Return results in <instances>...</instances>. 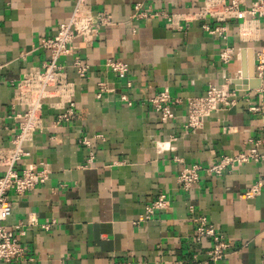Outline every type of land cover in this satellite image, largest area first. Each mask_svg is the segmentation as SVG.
<instances>
[{"label": "crops", "instance_id": "1", "mask_svg": "<svg viewBox=\"0 0 264 264\" xmlns=\"http://www.w3.org/2000/svg\"><path fill=\"white\" fill-rule=\"evenodd\" d=\"M88 1L95 11L108 12L113 23L100 29L92 46L79 43L80 57L91 66L86 79L66 58L69 78L76 82L71 121L49 127L57 110L45 109L46 128L26 144L28 155L19 165L46 164L49 182L24 195L10 192L12 213L6 224H21L16 233L24 258L1 264H215L208 254L211 238L197 242L194 237L189 205L230 242L222 264H264V184L257 195L245 196L264 176V160L236 166L223 176L203 170L199 186L189 190L177 181L181 168L206 167L212 156L245 151L249 139H261L264 152V76L250 75V62L264 44V22H251V34H245L243 19H232L224 40L203 27L218 25L212 19H180L183 28L176 30L158 16L134 17L137 4L141 13L190 17L205 0ZM252 2L245 0L242 8ZM75 4L0 0V145L18 131L9 109L13 83L48 58L40 40L56 34ZM225 42L235 50L227 64L220 59ZM107 59L125 62L128 70H109ZM239 72L249 75L248 83H241L248 100L215 111L200 129L185 128L186 98L204 94L211 83L240 78ZM102 81L114 90L98 98ZM165 88L182 100L173 106L175 117L169 122L148 102ZM122 94L130 103L121 100ZM83 137L90 140L88 147L80 142ZM163 142L170 148L159 150ZM3 171L0 167V176ZM160 193L167 195L168 207L135 224Z\"/></svg>", "mask_w": 264, "mask_h": 264}, {"label": "built area", "instance_id": "2", "mask_svg": "<svg viewBox=\"0 0 264 264\" xmlns=\"http://www.w3.org/2000/svg\"><path fill=\"white\" fill-rule=\"evenodd\" d=\"M245 0H205L200 9L190 17H177L165 11L139 12V4L135 6V18L140 17H161L166 21L169 29L181 30L183 26L180 19L206 20L212 19L218 23L214 28L204 24V28L213 35H219L227 40V23L232 19H243L240 25L245 34L251 22H264V0H253L249 8H242ZM251 16L252 20L246 18ZM113 23L112 16L106 11H95L88 0H76L74 9L69 18L60 23L56 34L41 38L39 47L48 53V58L41 66L28 67L21 78L13 83L14 91L9 99V109L13 111L14 118L18 121L16 131L7 145H0V167L4 168L0 176V264L18 262L24 258V248L19 244L16 229L21 224L8 226L6 221L12 213V201L10 192L16 195H24L33 191L40 185H47L49 182L50 170L46 164L41 168L35 165L20 164L21 160L28 155L26 144L33 139L36 132H42L45 125V109H55L57 114L51 120L49 127L57 128L71 121L76 110V82L71 80L67 71L66 58H72V66L80 79H86L90 70V64L82 57L81 45L92 46L103 26ZM253 33V32H252ZM78 42V43H77ZM235 54L233 47L227 46L220 52V59L229 63ZM62 59H64L62 61ZM254 72L258 78L264 76V44L260 50L255 52ZM106 67L119 74L128 70V65L119 59H107ZM242 78V72L238 74ZM237 77V76H236ZM233 79L227 78L223 84L211 83L207 91L202 95L188 96L185 100L186 122L185 128L196 130L204 125L205 119L218 110H230L245 100L246 96L241 93L242 87L234 84ZM132 83L127 82V87ZM114 89L109 83L102 81L98 84L97 97L101 98L104 93ZM246 90V89H245ZM121 100L130 103L126 94H122ZM248 100V99H246ZM181 99L173 97L170 91L165 88L158 91L148 99L152 108L158 112L163 122H169L175 117L173 106L181 103ZM20 107L24 111L17 112ZM250 109H256L250 107ZM47 126V127H48ZM80 142L84 146L90 145V140L83 137ZM251 146L236 154L223 153L210 158L208 166L194 164L180 169L177 181L185 190L200 184V172L205 170L215 176H223L232 171L236 166L247 162H261L264 160V152L261 150V139H249ZM170 148V143H162L159 150ZM264 184V176L260 178L245 192V196L251 198L257 195ZM169 199L165 193L144 206L143 211L134 221L140 224L151 219L156 211L168 207ZM188 212L191 216V223L194 226V237L197 242L203 238H211L212 247L208 251L210 259L215 264H222L227 256L230 242L218 231L205 214L195 211L194 205H189Z\"/></svg>", "mask_w": 264, "mask_h": 264}, {"label": "water", "instance_id": "3", "mask_svg": "<svg viewBox=\"0 0 264 264\" xmlns=\"http://www.w3.org/2000/svg\"><path fill=\"white\" fill-rule=\"evenodd\" d=\"M250 64H251V66H252V69H253V71L250 73V75H252V76H255V72H254V62L252 61V62H250ZM248 73H246V75L245 74H243V76H242V78H235V79H233V83L234 84H237L239 87H242L241 86V83H243V84H247L248 83ZM243 87H245V86H243Z\"/></svg>", "mask_w": 264, "mask_h": 264}]
</instances>
